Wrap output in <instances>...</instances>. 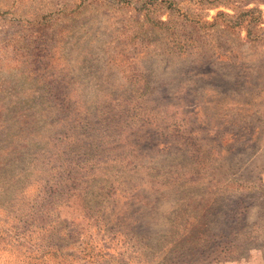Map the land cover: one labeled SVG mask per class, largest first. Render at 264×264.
Instances as JSON below:
<instances>
[{
  "label": "rangeland",
  "instance_id": "1",
  "mask_svg": "<svg viewBox=\"0 0 264 264\" xmlns=\"http://www.w3.org/2000/svg\"><path fill=\"white\" fill-rule=\"evenodd\" d=\"M0 264H264V0H0Z\"/></svg>",
  "mask_w": 264,
  "mask_h": 264
}]
</instances>
